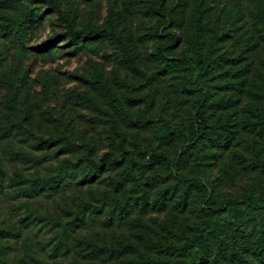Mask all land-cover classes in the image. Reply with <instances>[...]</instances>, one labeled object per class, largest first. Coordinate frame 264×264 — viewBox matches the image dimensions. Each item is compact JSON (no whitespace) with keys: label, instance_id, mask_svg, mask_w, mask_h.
Instances as JSON below:
<instances>
[{"label":"rangeland","instance_id":"1","mask_svg":"<svg viewBox=\"0 0 264 264\" xmlns=\"http://www.w3.org/2000/svg\"><path fill=\"white\" fill-rule=\"evenodd\" d=\"M262 120L264 0H0V264H264Z\"/></svg>","mask_w":264,"mask_h":264},{"label":"trees","instance_id":"2","mask_svg":"<svg viewBox=\"0 0 264 264\" xmlns=\"http://www.w3.org/2000/svg\"><path fill=\"white\" fill-rule=\"evenodd\" d=\"M23 30V27L20 31ZM113 30L114 28L111 27L108 31H93V30H88L83 33L85 38L90 39V40H95V39H107L110 40L112 43H117L116 37L113 35ZM79 35V34H78ZM78 35L74 34L71 36V39L74 43H77ZM169 41L171 44L174 43L175 38H170ZM158 56L161 60L165 61H171L174 59H171L167 55L162 54L158 50ZM218 60L223 61L221 57H218ZM190 68H191V77L192 80H196L198 75L200 74V71L205 68V63L198 62V63H193L190 62ZM198 90H202L201 88H198ZM216 108H222V105L220 104H212L208 103L206 101L204 102H198L196 104V119H197V125L196 129H191V134L192 138L191 140H197L198 142H204V144H209L213 147H219L222 144H226L229 142L232 136V132L225 129H215L208 123V112L215 111ZM214 113V112H212ZM211 113V114H212ZM258 127L259 131H264V122L262 120L261 123H256L249 128L252 131H255L256 128ZM194 148V146L189 143L185 142L182 152L178 155V158L176 160V166H180L181 162L186 158V156L190 153V151ZM176 169H178L176 167ZM208 201V197H205V202ZM210 233V231H205Z\"/></svg>","mask_w":264,"mask_h":264}]
</instances>
